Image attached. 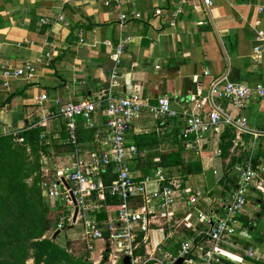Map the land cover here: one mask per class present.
<instances>
[{"label": "crops", "instance_id": "1", "mask_svg": "<svg viewBox=\"0 0 264 264\" xmlns=\"http://www.w3.org/2000/svg\"><path fill=\"white\" fill-rule=\"evenodd\" d=\"M123 1L114 8L96 0H0V60L13 67L38 60L32 79H11L8 89L2 88L0 82V134L25 126L41 128V133L46 134L42 140L48 149L45 154L51 155L52 166L63 169L75 161L67 143L65 122L52 119L46 126L40 125L55 110L56 100L94 101L110 90L115 96L139 95L147 104H155L166 96L171 107L181 112L192 107L190 101L195 94L206 95L210 82L227 70L233 83L264 86V11H258L264 0H214L210 9L212 21L205 24L201 23L206 17L200 0ZM156 9H161L158 17L154 16ZM177 9L182 12L173 18ZM132 11L137 16L121 24L119 14L131 16ZM43 19L48 22L42 23ZM122 39H128V43L120 64L115 65L114 48ZM50 45L54 47L53 56L47 64L44 54ZM257 46L261 53L255 60ZM113 71L120 78L118 87L110 86ZM41 95H46L47 101L37 104L35 98ZM221 106L245 118L255 132L264 133V96L251 97L243 109H234L228 102H221ZM103 111V106L97 107L94 114L99 130ZM76 122L86 157L98 148L94 141L96 131L87 129L81 118ZM183 125L181 116L160 121L144 107L126 133L127 144L134 145L139 153L130 165L132 174L153 177L162 172L178 192L174 205L157 214L139 254L144 258L162 253L176 255L183 244H188L190 253L181 258L182 264L203 263L206 252L214 253L210 264H264L262 259L246 254L252 251L264 256V192L260 189L251 191L252 208L238 216V228L227 244L215 248L205 234L222 216L247 160L251 158L253 163L254 159L264 166V136L242 134L237 139L234 133L232 144L224 153L228 126L220 125L217 131L206 134L201 151L196 152L180 138ZM163 157L167 163L162 162ZM172 158L176 160H169ZM194 163L198 170L186 175L185 168ZM210 171L216 178L207 183L205 177ZM113 178L109 172L103 176L105 182ZM155 188V184L150 185L148 191ZM105 195L108 196L98 193L102 208L97 217L101 222L107 221L108 214L115 220L118 211L106 208ZM116 199L121 205V199ZM131 201L134 208L141 204L138 197ZM156 205L152 202L150 207ZM248 223L252 227L248 228ZM69 227L71 230L76 226ZM79 240L87 261L111 264L105 240L97 241L102 246L96 260L89 256L96 244L87 252L82 234Z\"/></svg>", "mask_w": 264, "mask_h": 264}, {"label": "built area", "instance_id": "2", "mask_svg": "<svg viewBox=\"0 0 264 264\" xmlns=\"http://www.w3.org/2000/svg\"><path fill=\"white\" fill-rule=\"evenodd\" d=\"M105 7L119 8L123 0H96ZM133 1V0H130ZM214 0H200L206 20L201 23L212 21L210 9ZM133 5V2H132ZM197 9V6L194 7ZM258 11H264V5L258 7ZM182 12L177 9L172 13L176 18ZM161 15V9L154 11V16ZM137 16L135 11L131 16L119 14V21L125 24ZM63 21L62 17H58ZM43 19L42 23H47ZM259 24V23H256ZM171 25L174 22L171 21ZM128 39H122L114 48L113 60L115 65H119L125 52ZM44 54L45 62L52 61L54 47ZM261 47L254 49V59L260 58ZM35 62L28 61L20 67H13L4 64L0 60V82L2 88H9V80L15 78H25L30 80L35 75ZM119 75L113 71L110 75V86L118 87ZM264 96V86L255 85L253 87L233 83L229 80V71H225L221 76L214 78L210 84L206 95L197 93L190 101L191 108L177 112L171 107L166 96L158 98L155 104L144 103L139 95L128 97L115 96L112 92L106 91L98 96L94 101L82 100L78 103L54 101L55 110L49 114L42 126L52 119H60L65 122L67 143L71 147L74 156L72 166L63 169L52 166L50 154H41L40 157V188L44 199L49 206L56 211L61 210L57 216V223L50 233L63 231L66 226L79 225L82 227V239L87 252L95 248L99 240L107 243L108 257L112 259L111 264H126L123 260L128 259V264H176L179 258L190 253L188 244H183L175 255L162 253L144 258L138 250L147 241V234L151 224L154 223L158 213L168 211L178 197L175 185L162 172H157L155 176L145 175L138 177L132 174L130 165L137 157L138 150L134 145L126 142V133L131 129L142 108H147L155 119L164 121L166 119L181 116L184 125L180 132V138L189 144L196 152L201 151L203 140L207 133L217 131L220 125L230 127L235 138L239 139L242 134H249L253 137L264 136V133H257L252 130L246 119L227 112L221 106V102H228L234 109H243L246 101L251 97ZM47 101L46 95L35 98L37 104ZM104 107L103 121L99 124L94 119L97 107ZM206 108L205 111H202ZM84 120L85 126L89 130H95L96 150L86 157L81 149L77 132L76 120ZM45 132L40 134V140L45 137ZM19 138L18 141L22 142ZM109 172V176H115L111 181L105 182L103 176ZM264 166L253 164L249 158L241 168L238 181L229 194L227 204L221 217L213 223L212 227L205 234L214 243L215 248L222 244H227L230 238L236 233L238 228V216L245 211L248 193L255 189L264 192ZM156 185L152 191H148V186ZM98 193H106L112 197L121 199V205L116 212V219L107 216V221L101 222L97 214L102 206L98 203ZM140 198V206H132V198ZM100 199V198H99ZM189 200L195 201V198ZM152 202H156L155 208L150 207ZM76 216L74 218V212ZM64 212V213H62ZM115 249H112V246ZM249 257L262 259L264 256L255 255L252 251H247ZM213 252L204 254L203 263L186 264H210L213 259Z\"/></svg>", "mask_w": 264, "mask_h": 264}, {"label": "trees", "instance_id": "3", "mask_svg": "<svg viewBox=\"0 0 264 264\" xmlns=\"http://www.w3.org/2000/svg\"><path fill=\"white\" fill-rule=\"evenodd\" d=\"M41 130L37 126H25L0 134V264H27L29 261L32 264H92L86 261L88 255L77 257L69 252V241L60 245L58 236L55 240L46 236L55 228L61 210L54 211L49 206L40 188V157L48 153L39 137ZM226 136L228 143L223 144L224 153L234 139L229 127ZM166 160L162 158L163 163H167ZM177 160V163L181 161ZM253 164H256L254 159ZM188 166L186 175L198 170L196 164ZM111 197H104L106 208L119 209L117 197ZM248 226L252 227L250 223Z\"/></svg>", "mask_w": 264, "mask_h": 264}, {"label": "rangeland", "instance_id": "4", "mask_svg": "<svg viewBox=\"0 0 264 264\" xmlns=\"http://www.w3.org/2000/svg\"><path fill=\"white\" fill-rule=\"evenodd\" d=\"M215 168L218 171H220L217 167H215ZM215 178H216V176H213L212 171H210L207 173L205 180L207 181V183H210V182H214ZM251 194H252V192L250 191L248 193V196H247V203H246L245 209L246 208L247 209L252 208V205L249 202V197L251 196ZM197 196L199 198L202 195L199 193ZM199 199H201V198H199ZM68 227L69 226H66V228L63 231H61V233L58 235V239H57L58 241L57 242L60 245H64L67 240L72 241L73 244L70 245L69 252H71L73 255H75L77 257H81V256L85 255L84 245L82 243H80V240H79L80 235L83 232L82 227L76 225V227L71 229V230H69ZM52 235H53V233H50V232H48L46 234L47 237H52ZM101 246H102V242L96 243V249L89 255V256H91L92 259H95V260L98 259V253H99ZM112 249H115L114 245L112 246ZM27 264H32V262L29 261Z\"/></svg>", "mask_w": 264, "mask_h": 264}, {"label": "water", "instance_id": "5", "mask_svg": "<svg viewBox=\"0 0 264 264\" xmlns=\"http://www.w3.org/2000/svg\"><path fill=\"white\" fill-rule=\"evenodd\" d=\"M75 216H76V210H75V212H74V218H75ZM68 228H71V227H68ZM59 234H60V231H55V232L53 233L51 239H52V240H55V238H56ZM86 261H87V259H86ZM123 261H124L126 264H128V259H127V258H125ZM182 262H183L182 259L179 258V259L177 260L176 264H182Z\"/></svg>", "mask_w": 264, "mask_h": 264}]
</instances>
